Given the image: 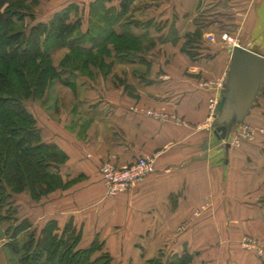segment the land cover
I'll return each instance as SVG.
<instances>
[{"label":"crops","instance_id":"crops-1","mask_svg":"<svg viewBox=\"0 0 264 264\" xmlns=\"http://www.w3.org/2000/svg\"><path fill=\"white\" fill-rule=\"evenodd\" d=\"M107 4L120 10V0ZM113 28L147 45L131 60L117 59L109 45L113 71L138 68L127 73L133 94H113L98 80L91 93L74 94L73 116L49 106L58 118L44 113L42 137L67 155L58 168L65 186L39 201L27 198L30 228L20 236L26 242L55 221L60 231L70 226L81 234V248L103 244L113 264L183 256L188 264H264V101L232 129L229 143L218 140L210 120L232 52L219 34L264 56V0H134ZM197 29L202 39L192 59L183 46ZM245 126L251 136L241 139ZM142 157L154 159L155 172L111 196L101 166H130ZM19 196L10 197L12 210ZM0 242L4 264L7 242Z\"/></svg>","mask_w":264,"mask_h":264},{"label":"trees","instance_id":"trees-1","mask_svg":"<svg viewBox=\"0 0 264 264\" xmlns=\"http://www.w3.org/2000/svg\"><path fill=\"white\" fill-rule=\"evenodd\" d=\"M25 1L0 0V218L3 217L2 203L13 194L28 191L36 200L65 186L58 168L67 155L56 144L43 141L37 119L26 105L30 100L43 99L45 87L52 79L63 81L61 73L67 70L71 57L66 56L61 62V72L53 63V52L66 47L75 60L84 57L86 65L95 66L92 61L95 55L103 59L112 56L110 44L114 45L117 59L131 60V55L141 50L131 49L132 45L125 40L142 43V38L118 34L113 28L128 13L134 0H120L118 13L115 7H108L107 0H95L90 6L89 26L84 32L80 18L70 21L72 14L77 15L75 4L55 12L48 22H37L28 30L19 29L26 10ZM201 39L199 29L187 35L183 52L192 59L198 58L199 52L194 48L201 45ZM116 40L125 42L117 44ZM17 221L12 229L16 242L7 246L16 255L21 254L19 264H113L111 255L102 252L103 244L94 241L81 248V234L70 226L60 231L55 221H49L39 235L37 231L29 233L27 241L20 246L17 239L30 224L27 219ZM189 262L188 256L171 262L159 257L148 264Z\"/></svg>","mask_w":264,"mask_h":264},{"label":"rangeland","instance_id":"rangeland-1","mask_svg":"<svg viewBox=\"0 0 264 264\" xmlns=\"http://www.w3.org/2000/svg\"><path fill=\"white\" fill-rule=\"evenodd\" d=\"M95 0H37V2H32L31 0L25 1L26 10L24 11L23 20L22 22H19L18 28L22 30H28L32 25H34L37 22H48L54 15L55 12L61 11L64 8L68 7L71 4H75V6L78 8L77 15L72 14L70 17V21H74L75 19L80 18L81 22L83 23V26L81 27L82 31L84 32L86 28L89 26V11L90 6L93 4ZM23 9V7H22ZM126 41V42H125ZM121 41L116 40L115 43L125 42L126 44L132 45L131 49H137V50H143V48H146L147 45L145 43H133L131 41L125 40ZM143 47V48H142ZM66 56H70L71 60L69 61V66L66 67V71L64 72L62 68L59 67L61 62L65 59ZM53 63L56 67H58L59 71H63L61 74L63 75V81L61 82L56 79H52V82H48V84L45 87V92L43 99L41 100H30L27 102V108L29 111L34 115V117L37 119V125L40 127L42 123V118L45 116V114H49L51 117L58 118L56 116V113H52V111L49 110V106L54 107L58 109L59 107L63 108L69 115L73 116L75 113V95L74 94H80L82 90L84 92L88 93L91 91L90 85L93 84L96 85L98 80H101L111 91L113 88V94H133L132 89L130 88L131 85L127 82V73L131 70L138 69L134 68H125V67H118L113 71L112 64L109 58L103 59V57L99 55H95L92 61L95 66H92L88 63V65L85 64V58L79 57L78 59H74V56L70 54L69 48H61L57 49L52 54ZM103 60V63H102ZM39 64V63H38ZM75 69V70H74ZM97 69L99 72H97ZM73 72L75 74H73ZM96 72L98 74H96ZM52 76V74H50ZM95 77L97 79H95ZM51 80V79H50ZM49 80V81H50ZM69 83L71 86L66 84ZM121 86V88L124 89L122 93V89L118 88L116 85ZM115 86V88H114ZM91 93V92H90ZM104 91H102L100 94H103ZM262 101H264V94L261 96V99L258 101L256 107L254 110L258 108H262ZM253 113L250 115V118L254 115ZM256 116V115H255ZM261 116L263 117L264 114L261 113ZM248 119V120H249ZM249 122V121H246ZM41 128V127H40ZM108 166L113 167L115 170H121L125 166H119L116 164H112L111 162H105ZM150 175V174H149ZM148 176V175H147ZM136 184L134 183L133 178L131 177L129 181L127 182V187L122 192H127L131 190ZM20 196L18 198L19 200V206L16 207L15 210H12L10 207V200H8L6 203H2V218H0V240L5 239L7 244L8 243H14L16 241L12 238V229L14 226H16L17 220L24 219L25 216V209L27 206V198L30 197V194L28 191H24L22 193H19ZM121 194V193H119ZM117 194V195H119ZM113 195V196H117ZM112 196V195H111ZM36 200H40L35 198ZM5 228V229H4ZM26 236V235H25ZM24 235L18 237V242L21 246V244L24 242ZM2 242H0L1 244ZM249 243L251 240H249ZM2 251L6 254V258H4L3 262L4 264H19V257L21 254L16 255L14 252L10 250V248L6 245L3 247ZM7 261V262H6Z\"/></svg>","mask_w":264,"mask_h":264},{"label":"water","instance_id":"water-1","mask_svg":"<svg viewBox=\"0 0 264 264\" xmlns=\"http://www.w3.org/2000/svg\"><path fill=\"white\" fill-rule=\"evenodd\" d=\"M231 51L226 83L213 114V133L227 143L232 129L251 114L264 91V56L241 46Z\"/></svg>","mask_w":264,"mask_h":264},{"label":"built area","instance_id":"built-area-1","mask_svg":"<svg viewBox=\"0 0 264 264\" xmlns=\"http://www.w3.org/2000/svg\"><path fill=\"white\" fill-rule=\"evenodd\" d=\"M208 41L216 42L215 36H208ZM220 41L224 45L228 46L231 50L235 46H240L238 40L228 32L221 33ZM212 104L214 105L213 106L214 107L213 114H214L216 106L213 101ZM149 114L151 115L152 113ZM210 120H213V117H211ZM250 136H251L250 127L249 126L243 127L240 133V138L248 139L250 138ZM234 143L238 144L239 141L236 140L234 141ZM155 169L156 166L153 158L142 157L138 159L136 163L130 166H125L121 170H115L113 167L108 166L107 164L104 163L100 168V173L104 181V184L107 186L109 194L113 196L122 193L125 190V188L128 186L127 182L131 177L133 178L134 183H139L147 175L154 173ZM247 243L251 244L249 242Z\"/></svg>","mask_w":264,"mask_h":264}]
</instances>
